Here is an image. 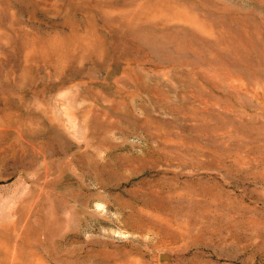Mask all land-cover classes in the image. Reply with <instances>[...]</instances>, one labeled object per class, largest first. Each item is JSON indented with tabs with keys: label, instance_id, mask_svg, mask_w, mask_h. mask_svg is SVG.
Listing matches in <instances>:
<instances>
[{
	"label": "rangeland",
	"instance_id": "1",
	"mask_svg": "<svg viewBox=\"0 0 264 264\" xmlns=\"http://www.w3.org/2000/svg\"><path fill=\"white\" fill-rule=\"evenodd\" d=\"M0 264H264V0H0Z\"/></svg>",
	"mask_w": 264,
	"mask_h": 264
},
{
	"label": "water",
	"instance_id": "2",
	"mask_svg": "<svg viewBox=\"0 0 264 264\" xmlns=\"http://www.w3.org/2000/svg\"><path fill=\"white\" fill-rule=\"evenodd\" d=\"M161 259H162L163 261H166V260H169L170 257H169V255H167V254H162V255H161Z\"/></svg>",
	"mask_w": 264,
	"mask_h": 264
}]
</instances>
